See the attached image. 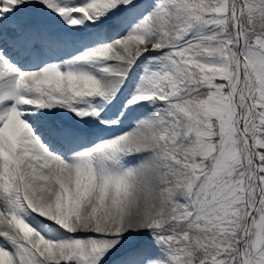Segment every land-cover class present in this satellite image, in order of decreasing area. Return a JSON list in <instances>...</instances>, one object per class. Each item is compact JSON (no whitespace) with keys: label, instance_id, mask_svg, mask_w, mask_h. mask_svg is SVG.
I'll return each mask as SVG.
<instances>
[{"label":"snow or ice","instance_id":"1","mask_svg":"<svg viewBox=\"0 0 264 264\" xmlns=\"http://www.w3.org/2000/svg\"><path fill=\"white\" fill-rule=\"evenodd\" d=\"M0 264H264V0H0Z\"/></svg>","mask_w":264,"mask_h":264}]
</instances>
